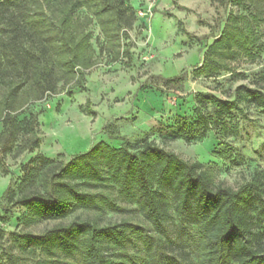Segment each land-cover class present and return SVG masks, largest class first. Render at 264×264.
<instances>
[{
    "label": "trees",
    "instance_id": "trees-1",
    "mask_svg": "<svg viewBox=\"0 0 264 264\" xmlns=\"http://www.w3.org/2000/svg\"><path fill=\"white\" fill-rule=\"evenodd\" d=\"M33 1L38 10L28 11ZM219 1L242 12L230 10L217 40L208 46L194 79H212L231 73L240 59L254 63L264 49L254 12L256 0ZM26 6V11L21 6ZM20 9V10H19ZM89 11L106 37L128 39V29L136 22L130 0H0V19L11 26L7 41H1L13 60L21 65L25 80L33 81L43 93L55 90L56 66L69 77L94 66V50L87 24L80 18ZM179 31H182L179 26ZM36 37L38 55L34 61L21 52L22 38ZM118 55L113 56L117 61ZM185 74L164 81L177 87ZM243 77V78H242ZM4 77L0 73V87ZM245 79L237 76L236 80ZM17 89L0 98L3 132L0 136V169L6 170V158L22 136H29L30 152L40 147L38 113L29 111L18 120ZM264 112V84H240L231 96L199 92L194 97L192 114L179 115L174 121L172 139L192 144L210 135L220 141L214 155L225 158L230 147L225 140L241 135L240 117L247 119L245 108ZM104 131L112 137V125ZM264 198V170H256L249 182L233 189L216 185L214 174L202 163H191L158 144L144 140L138 145L125 141L119 148L99 142L84 154L68 161L53 160L42 154L32 157L22 168V176L10 183L2 196L4 216L10 220L13 210L26 211L27 226L57 222L40 234H19L21 250L35 256L36 264H127L132 259L118 260L116 251L125 250L133 235L154 239L149 264H162V252L169 225L196 226L198 240L194 258L188 264H264V234L254 232L264 221L263 208L253 215L257 201ZM133 204L153 224L155 238L127 218L105 221L107 212L124 214L129 209L120 202ZM78 212L85 217L68 219ZM6 231L0 224V252L5 249ZM150 242V241H149ZM150 247L151 245L147 243ZM141 259L142 264L147 259Z\"/></svg>",
    "mask_w": 264,
    "mask_h": 264
},
{
    "label": "rangeland",
    "instance_id": "rangeland-1",
    "mask_svg": "<svg viewBox=\"0 0 264 264\" xmlns=\"http://www.w3.org/2000/svg\"><path fill=\"white\" fill-rule=\"evenodd\" d=\"M130 6L135 11L136 22L128 29V39L106 37L91 12H80L81 21L87 24L91 34L94 66L84 70L81 82L79 74L69 77L63 68L56 66L57 78L61 79L55 90L47 94L33 81L25 80L21 65L6 54L1 41H7L11 26L0 19V73L4 77L0 98L12 88L17 89L18 120L31 111L38 113L40 123V147L30 152L27 147L30 137L22 136L6 158L7 172L0 169V224L6 231L0 264H36L34 255L20 249L18 235L40 234L58 224L44 222L27 226L22 219L26 211L20 208L13 210L10 220H2L5 205L2 196L10 183L20 180L23 166L37 154L68 161L89 152L99 142L119 148L125 141L138 145L149 140L186 161L202 163L213 172L216 185L238 189L250 181L256 170H264V112L261 109L245 108L247 119H239L240 137L225 140L230 147L225 158L214 155L220 141L213 135L192 144L172 139L176 117L192 114L197 93L213 92L228 97L240 84H264V49L254 63L246 59L235 62L231 73L225 72L212 79L193 78L208 46L219 37L230 10L242 11L212 0H130ZM25 7L22 5L21 10L26 11ZM36 10L37 5L30 1L28 11L34 13ZM254 12L261 19L259 33L264 45V0L255 1ZM37 45L36 37L22 38L20 46L25 59L34 61L33 56L38 55ZM115 55L119 56L117 61L113 60ZM184 74L182 85H165L164 81ZM237 76L245 79L237 81ZM107 125L113 126L115 136L104 131ZM2 132L0 121V136ZM263 202L264 198L255 203L254 216L263 208ZM120 203L129 211L124 214L107 212L105 221L119 222L127 218L150 236L159 235L133 204ZM76 217L83 218L85 213L78 212L68 222ZM254 232L264 234V221L256 225ZM165 239L162 264H188L194 258L198 240L196 226L183 229L179 222L171 224ZM155 246L154 239L133 235L126 249L116 251L115 257L123 260L126 255L131 256L132 259H126L127 264H142L139 258H145L149 264Z\"/></svg>",
    "mask_w": 264,
    "mask_h": 264
}]
</instances>
